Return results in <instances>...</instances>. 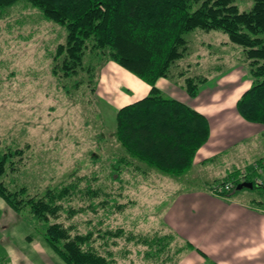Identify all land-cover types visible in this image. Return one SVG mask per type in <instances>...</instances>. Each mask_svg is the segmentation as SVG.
Segmentation results:
<instances>
[{"label":"rangeland","instance_id":"1","mask_svg":"<svg viewBox=\"0 0 264 264\" xmlns=\"http://www.w3.org/2000/svg\"><path fill=\"white\" fill-rule=\"evenodd\" d=\"M234 1L240 11L252 6V0ZM185 38L186 52L172 74L182 77L179 82L186 77L210 78L196 101L223 102L237 83L217 88L216 79L221 74L245 72L242 49L216 31L195 30ZM64 42V28L44 20L24 1L6 9L0 19V155L8 149L24 152L20 162L19 157L13 158L15 170L8 169L0 181L10 190L25 187L30 195L74 182L78 194L70 204L83 212L71 220L62 215L60 222L75 225L79 233L93 231L94 238L99 232L121 230L117 238L106 240L104 248L112 253L114 264H168L176 258L179 244L175 240L157 260L145 258L148 247L136 241L138 236L151 240L169 235L161 227L162 219L178 187L172 185L173 178L136 162L128 167L117 164L124 152L114 138V120L116 111L127 105H120L125 100L121 95L127 92L118 88L125 83L115 73L111 75V65H116L111 61H91L95 69L90 74L53 75L52 56ZM179 89L174 88L177 100L183 93ZM226 126L227 131L248 132L234 124ZM219 128L213 126V131ZM261 137L249 141L248 147L254 150L261 142L264 150ZM245 191L255 196L263 193ZM89 193L96 196L91 198ZM11 241L14 246L8 244ZM100 244L97 239L95 248L100 249ZM7 257L15 264H65L27 220L0 199V264Z\"/></svg>","mask_w":264,"mask_h":264},{"label":"trees","instance_id":"2","mask_svg":"<svg viewBox=\"0 0 264 264\" xmlns=\"http://www.w3.org/2000/svg\"><path fill=\"white\" fill-rule=\"evenodd\" d=\"M18 1L65 30V42L52 56L53 75L90 74L95 69L91 61H111L150 87L145 97L115 113L114 138L124 152L118 165L136 162L179 178L207 142V119L156 86L159 80L173 78L171 69L186 52L185 35L195 30L221 32L242 49L251 85L235 108L243 121L264 126V0H252L248 11H240L234 0H0V19ZM207 81L186 77L182 88L196 98ZM23 153L8 149L0 155V179L8 169L15 170L13 158L20 162ZM77 194L74 182L30 195L25 187L10 190L0 181V199L25 218L65 264H114L112 253L104 248L106 240L117 238L121 230L99 232L94 238L93 231L79 233L75 225L59 221L62 215L71 220L83 212L70 204ZM97 239L100 249L94 246ZM171 240L170 235L151 240L138 236L136 242L148 247L145 258L157 260Z\"/></svg>","mask_w":264,"mask_h":264},{"label":"crops","instance_id":"3","mask_svg":"<svg viewBox=\"0 0 264 264\" xmlns=\"http://www.w3.org/2000/svg\"><path fill=\"white\" fill-rule=\"evenodd\" d=\"M205 46L209 47L208 44ZM179 61L173 65L171 74ZM195 66L199 68L200 63ZM244 68L245 72L221 74L216 79L214 86L217 88L221 84L237 83L228 93L230 96L221 103L201 104L196 101L198 96L190 98L182 88L184 79L179 82L182 77L174 73L172 79H162L156 84L165 96L172 99L177 97L174 88L179 87L183 93L178 101L203 115L209 125V138L195 153L189 170L179 178L171 177L174 179L172 185L178 189L166 209L161 227L179 245L176 258L169 260L168 264H264V200L260 197L264 189L238 188L244 182L264 186V162H259L264 159L262 143L259 142L254 150L248 147L249 141L256 136L264 138V126L257 127L243 121L235 108L238 98L251 85L249 69L246 65ZM220 72L218 70L217 73ZM110 73H115L125 83L118 87L127 92V95H121L125 100L120 105H128L130 99L137 101L150 90L148 85L117 65H111ZM206 78L209 81L210 78ZM206 84L201 86L202 89ZM189 98L191 102H187ZM229 124L241 126L248 132L224 130V126ZM213 126L214 129L220 127L219 132L213 131ZM158 181L162 182L160 179ZM225 183L232 184L231 191L221 195L213 193L215 186ZM245 190H260L263 193L256 192L259 195L255 196V193L252 192V195ZM7 240L10 241L9 238ZM8 244L14 246L12 241ZM3 264L15 263L11 257H7Z\"/></svg>","mask_w":264,"mask_h":264},{"label":"built area","instance_id":"4","mask_svg":"<svg viewBox=\"0 0 264 264\" xmlns=\"http://www.w3.org/2000/svg\"><path fill=\"white\" fill-rule=\"evenodd\" d=\"M232 188L233 186L230 183L221 184L215 186V188L213 189V193H215L216 195H221L223 193H228Z\"/></svg>","mask_w":264,"mask_h":264},{"label":"water","instance_id":"5","mask_svg":"<svg viewBox=\"0 0 264 264\" xmlns=\"http://www.w3.org/2000/svg\"><path fill=\"white\" fill-rule=\"evenodd\" d=\"M254 187H257L259 189H264V186L262 185H253L251 182H244L241 183L238 188H245V189H253Z\"/></svg>","mask_w":264,"mask_h":264}]
</instances>
